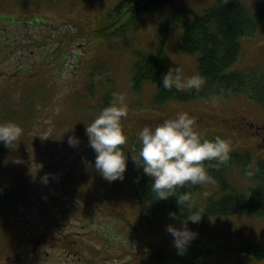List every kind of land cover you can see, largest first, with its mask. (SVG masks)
<instances>
[{
	"label": "rangeland",
	"instance_id": "1",
	"mask_svg": "<svg viewBox=\"0 0 264 264\" xmlns=\"http://www.w3.org/2000/svg\"><path fill=\"white\" fill-rule=\"evenodd\" d=\"M116 1L0 0V69L6 74L0 73V87H13L12 93L18 94L27 83L34 82L35 76V81H44L42 84L51 86L55 80L59 85L52 94L42 86V110L21 115L17 124L23 129L20 139L25 141L13 144L14 153L7 151L12 160L0 161L8 179L17 172L22 174L20 190L5 201L14 210L5 213L10 232L0 234L4 253L0 255V264H148L141 252L162 247L169 256L161 264H238L234 259L240 242L264 244V217L233 214L202 216L199 223L188 221L187 229L197 235L181 255L166 228L184 227L185 219L169 216L160 217L154 224L144 223L140 205L132 196L135 175L143 172L132 160L140 147L139 131L144 126L154 128L165 119H174L178 112H186L195 119L194 130L202 138L214 140L219 136L230 142L232 150L249 151L251 168L264 160V108L256 101L239 94L226 99H170L163 106H151L147 103L154 85L146 82L137 91L131 86L129 75L136 52L155 50L161 18L178 7L195 15L214 0H162L143 13L138 26L115 37L117 46L112 50H107V40L77 33L78 26L71 21L80 19L88 30L87 19L93 23L96 15ZM242 2L251 8L257 4V0ZM261 15L255 32L240 39L241 50L233 68L243 70L264 64V14ZM68 31L73 41L64 48L65 58L41 62L42 51L54 50L57 38ZM180 36V25L176 23L170 29L164 63L178 68L184 81L198 72L196 54L179 50ZM98 62L101 71H93V77L98 80L100 76H110L111 94H123L128 108L127 117L121 119L127 137L126 144L121 146L127 167L124 179L111 183L95 169L96 153L86 135V126L100 114L93 105L106 90L105 85L98 80L94 95L74 104ZM24 67L30 70L20 80L23 86L1 77L14 74L20 79L18 69ZM30 76L32 79H27ZM12 100L9 108L14 111L19 106L17 100ZM1 109L4 104L0 102ZM3 119L0 123L7 121ZM69 137L76 139L74 146L69 145ZM22 168L26 173L21 172ZM46 173L50 174L47 185L41 182ZM213 186L208 183L199 187L200 191H207ZM11 234L23 236V242L14 247L19 252L17 259L8 258L13 254L9 247ZM254 261L264 264V260Z\"/></svg>",
	"mask_w": 264,
	"mask_h": 264
},
{
	"label": "trees",
	"instance_id": "2",
	"mask_svg": "<svg viewBox=\"0 0 264 264\" xmlns=\"http://www.w3.org/2000/svg\"><path fill=\"white\" fill-rule=\"evenodd\" d=\"M23 1V0H22ZM162 0H117L105 11L96 15L93 23L88 18L87 30L86 25L80 20L71 21L78 26L77 33H84L85 36L94 39L107 40V50L115 49L117 42L115 37L124 36L128 30L134 29L139 25L141 16L158 5ZM256 7L251 8L244 4L242 0H228L225 4L223 0H214V2L199 11L195 15H190L189 10L185 7H178L171 13L164 15L158 22L159 38L154 51H137L136 59L133 61L130 69V82L134 90H140L144 83L151 82L154 85V91L148 99V105L163 106L170 99L190 100L195 97L207 98L217 96L223 99L242 94L246 98L256 101L264 108V64H257L246 69L233 68L237 56L241 50L240 39L244 36L252 35L261 20V14H264V0H257ZM83 20H85L83 18ZM178 23L181 29L179 50L183 53L196 54V68L198 75L205 80L202 89L197 92L177 91L173 88L171 91L162 87V75L170 69L164 63V53L167 45L171 26ZM86 29L84 31L83 29ZM18 39V38H17ZM15 40L17 44L18 40ZM56 48L52 51L43 50L41 62H48L51 59L67 55L64 48L73 41L72 34H61L57 38ZM110 58L111 55H106ZM41 64V63H40ZM16 66V65H15ZM101 62L93 66L91 73L88 75V81L82 88V93L74 104H78L85 99L91 98L95 93L96 82L98 80L105 86L95 107L100 113L103 108L110 105L113 100L109 83L110 76H103L96 80L93 77V71H101ZM18 69V68H17ZM63 69L60 68V70ZM27 67L18 69L21 78L17 79L14 74L11 77L1 76L9 81H17L20 86V80L25 78ZM17 72V70H15ZM17 72V73H18ZM1 75H6L3 69H0ZM104 73V72H101ZM36 76L32 79L33 83H27L18 93H12L14 88L11 87L0 91V102L4 104V109L0 110V119L6 122L20 123L21 115L28 114L32 111L39 112L42 110L41 101L45 94V89L52 92L59 88L55 82L51 86L42 84L44 81L39 79L35 81ZM1 79V80H2ZM102 84V85H103ZM44 86V88H42ZM47 91V92H48ZM17 100L19 108L12 111L13 100ZM81 104V103H80ZM10 113H8V111ZM205 139V138H202ZM19 139L17 142H24ZM0 142V161L10 158L7 155L9 149ZM231 159L227 166L221 167L219 171L209 168V175L213 177L214 186L210 190L200 191V187L184 188L179 191H189L193 194L196 201L193 211L202 210V216L214 215H233V214H254L264 217V160H259L255 168H251V155L247 150H232ZM12 160V158H10ZM5 170V169H4ZM0 164V234H8L9 218L5 213L11 209L8 201L9 196L20 190V176L11 175L14 178L11 182L3 173ZM26 173L25 168L21 169ZM246 172H251L252 176H246ZM240 179V181H239ZM15 181V182H14ZM14 182V183H12ZM153 181L143 172L135 175L132 188V196L139 203L140 217L144 223L154 224L160 217H169L170 212L176 213L180 219L187 218L188 212L183 213L177 204L175 196L167 200H155L151 193V184ZM207 193V195H205ZM8 200L7 202H5ZM12 246L9 245L13 254L9 259H17L19 252L17 247L23 242L17 234H11ZM3 244L4 241L1 240ZM28 245H30L28 243ZM237 258L234 261L238 264H258L254 260H264V244L246 240L236 246ZM144 255V262L148 264H161L168 259L169 252L166 248H151L141 252ZM4 254L2 246L0 255ZM25 253H22V257ZM254 259V260H253Z\"/></svg>",
	"mask_w": 264,
	"mask_h": 264
},
{
	"label": "clouds",
	"instance_id": "3",
	"mask_svg": "<svg viewBox=\"0 0 264 264\" xmlns=\"http://www.w3.org/2000/svg\"><path fill=\"white\" fill-rule=\"evenodd\" d=\"M223 2L227 4L228 0ZM204 83V78L199 75L182 81L178 68H170L162 75V87L168 91L175 88L177 91L199 92ZM125 99L123 94L113 93L110 105L103 108L98 117L86 126L89 145L96 153L94 167L109 183L122 181L127 167V156L121 148L127 141L121 125V119L128 115ZM194 125L195 119L188 113L178 112L174 119H165L154 128L144 126L138 133L139 150L132 155L133 162L142 167L143 173L153 181V198L167 200L175 196L181 213L185 210L188 212L184 227L168 225L166 228L173 236L172 243L181 255L197 235L187 229V222L199 223L203 214L202 210H192L196 203L193 194L179 190L213 183L208 169L219 171L221 167L227 166L232 151L230 142L219 136L214 140L202 139L194 130ZM22 134L23 129L14 122L0 124V142L5 147L11 148ZM68 143L74 146L77 141L69 137ZM245 174L252 176L251 172ZM49 175L46 173L41 177L43 184L49 183ZM169 216L174 219L176 213L170 212Z\"/></svg>",
	"mask_w": 264,
	"mask_h": 264
}]
</instances>
